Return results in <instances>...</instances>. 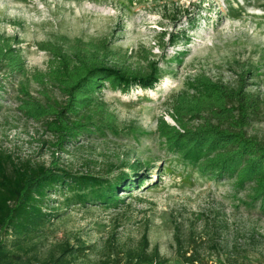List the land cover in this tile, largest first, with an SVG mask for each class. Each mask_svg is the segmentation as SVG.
<instances>
[{
  "label": "rangeland",
  "instance_id": "rangeland-1",
  "mask_svg": "<svg viewBox=\"0 0 264 264\" xmlns=\"http://www.w3.org/2000/svg\"><path fill=\"white\" fill-rule=\"evenodd\" d=\"M0 36L18 41L27 70L23 77L0 74V152L15 162L111 181L126 174V184L132 183L119 190V209L69 204V194H53L47 210L60 217L46 229L41 260L52 245L68 242L95 248L76 264H116L147 236L150 250L158 248L165 264H264V211L247 205L250 189L238 191L233 181L202 176L169 153L157 132L161 118L174 125L172 99L200 75L233 88L244 85L264 102V0H0ZM63 36L106 39L127 55L151 49L163 78L154 89L104 90L99 101L116 115L114 130L60 149L58 138L28 120L19 106L24 93L41 102L45 94L65 100L32 77L45 72L50 60L37 45ZM173 36L179 38L175 45ZM97 110L83 116L99 124ZM247 132L264 144V105ZM133 164L138 175L130 170ZM176 231L187 257L197 262L178 257Z\"/></svg>",
  "mask_w": 264,
  "mask_h": 264
},
{
  "label": "trees",
  "instance_id": "trees-1",
  "mask_svg": "<svg viewBox=\"0 0 264 264\" xmlns=\"http://www.w3.org/2000/svg\"><path fill=\"white\" fill-rule=\"evenodd\" d=\"M179 38L173 36L171 44ZM17 40L0 36V74L8 77L26 75V63ZM50 55L48 69L32 77L40 86H51L65 98L63 102L45 94L46 102L24 93L19 111L30 121L45 125L58 138V147L82 136L106 137L113 131L117 117L100 100L109 89L127 94L133 87L154 89L163 72L151 49L127 55L109 46L106 39L84 41L60 37L57 42L37 45ZM1 87V86H0ZM264 102L245 89L217 82L206 75L197 76L187 90L170 103L174 125L159 119L157 132L162 146L202 176L233 181L238 191L250 189L247 205H260L264 211V144L248 136V128L261 117ZM97 106L99 124L83 114ZM138 175V164L130 165ZM126 174L116 180L78 175L61 168H47L31 162H15L0 152V264H76L92 255L93 246L72 247L68 242L51 246L44 260L39 258L48 226L59 212L47 210L50 197L63 191L67 203L100 204L119 209L123 201L119 190L131 189ZM139 180V184H143ZM124 193V192H122ZM178 257L184 263L198 259L187 257L179 231L175 233ZM147 236L136 248L123 252L116 264H165L158 248L150 250ZM95 249V248H94ZM109 262H102L108 264Z\"/></svg>",
  "mask_w": 264,
  "mask_h": 264
}]
</instances>
